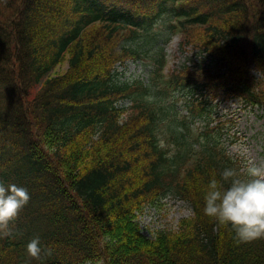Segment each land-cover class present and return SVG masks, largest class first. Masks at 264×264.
<instances>
[{
	"label": "trees",
	"instance_id": "1",
	"mask_svg": "<svg viewBox=\"0 0 264 264\" xmlns=\"http://www.w3.org/2000/svg\"><path fill=\"white\" fill-rule=\"evenodd\" d=\"M173 33L195 58L164 73ZM128 59L145 78L120 80ZM255 71L264 0H0V183L30 195L0 264H264V238L203 212L210 180L246 164L189 120L231 98L264 109ZM167 194L191 214L146 236L138 213ZM35 237L51 255L28 257Z\"/></svg>",
	"mask_w": 264,
	"mask_h": 264
},
{
	"label": "rangeland",
	"instance_id": "2",
	"mask_svg": "<svg viewBox=\"0 0 264 264\" xmlns=\"http://www.w3.org/2000/svg\"><path fill=\"white\" fill-rule=\"evenodd\" d=\"M163 23V22H162ZM160 23V24H162ZM180 37L171 34L164 42L166 50V69L177 68L182 63H189L194 59V52L190 46L182 47L179 44ZM149 65H143L140 60L128 59L116 67L120 80H131L133 78H145ZM66 63L58 65L54 73L62 72ZM166 70V71H167ZM264 80V76L255 71ZM209 127L214 126L215 134L218 131L224 142L227 152L232 156L238 155L246 164L249 162L257 166H264V110L255 104L246 103L240 99L231 98L221 100L216 105L209 106ZM196 126L195 133L203 129V121L192 119ZM191 206L185 200L169 194L162 197L154 205L145 206L138 213L141 231L149 237H153L156 230L169 228L176 229L182 217L191 214ZM87 264H101L90 263Z\"/></svg>",
	"mask_w": 264,
	"mask_h": 264
},
{
	"label": "clouds",
	"instance_id": "3",
	"mask_svg": "<svg viewBox=\"0 0 264 264\" xmlns=\"http://www.w3.org/2000/svg\"><path fill=\"white\" fill-rule=\"evenodd\" d=\"M246 175L247 179H241L236 169L225 168L221 180H210L203 208L204 214L220 225H230L237 239L244 243L264 238V166L249 162ZM29 200L26 188L0 183V238L13 236L10 224ZM42 251L51 255L50 249L41 248L39 237L26 245L32 259L40 260Z\"/></svg>",
	"mask_w": 264,
	"mask_h": 264
}]
</instances>
